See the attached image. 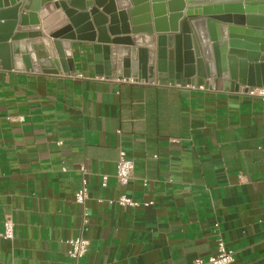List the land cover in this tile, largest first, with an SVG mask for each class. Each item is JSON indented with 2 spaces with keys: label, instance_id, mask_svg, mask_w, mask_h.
Returning a JSON list of instances; mask_svg holds the SVG:
<instances>
[{
  "label": "crops",
  "instance_id": "obj_1",
  "mask_svg": "<svg viewBox=\"0 0 264 264\" xmlns=\"http://www.w3.org/2000/svg\"><path fill=\"white\" fill-rule=\"evenodd\" d=\"M72 46L74 75L0 67V232L15 225L0 264H70L65 242L80 236L91 246L79 264H193L220 239L233 264H264V101L209 80L170 87L154 51L145 79L108 78L92 43ZM122 150L135 163L126 187ZM124 194L140 206L108 204Z\"/></svg>",
  "mask_w": 264,
  "mask_h": 264
},
{
  "label": "water",
  "instance_id": "obj_2",
  "mask_svg": "<svg viewBox=\"0 0 264 264\" xmlns=\"http://www.w3.org/2000/svg\"><path fill=\"white\" fill-rule=\"evenodd\" d=\"M72 42L108 78L145 79L154 51L172 85L264 87V0H0L4 71L74 75Z\"/></svg>",
  "mask_w": 264,
  "mask_h": 264
},
{
  "label": "built area",
  "instance_id": "obj_3",
  "mask_svg": "<svg viewBox=\"0 0 264 264\" xmlns=\"http://www.w3.org/2000/svg\"><path fill=\"white\" fill-rule=\"evenodd\" d=\"M170 87L176 86L169 85ZM178 88H182L185 90H200L207 91L208 89L204 86V84H199L195 86L193 83L189 85H177ZM214 90V89H213ZM237 94L251 98V99H259L264 101V87L262 88H251L244 87L237 91ZM21 121H24L23 118H20ZM60 146L63 142L58 143ZM81 172L83 174L86 173L85 166L81 167ZM135 174V163L133 159L128 155L125 151H120L119 160L117 162V173L116 179L118 184L121 187H126L134 178ZM104 186L106 187L108 184V177L103 178ZM89 200V190L87 186V180L83 177L81 188L77 191L75 195V202L77 204L85 206V214L83 216L82 221V231H87L90 226V214L86 208V204ZM103 203L104 201H100ZM109 205H119L121 207H131L137 208L140 206V203L134 201L129 198L127 195H122L117 200H109L107 201ZM0 239L13 241L15 239V225L12 221L7 220L4 222V230L0 232ZM65 244L69 246L68 257L70 259V264H79L80 260L83 259L89 252L91 241L84 237L80 236L77 239L66 241ZM235 262V253L231 250H228L225 242L220 239L218 240V253L214 256L209 257L208 259H196L193 264H233Z\"/></svg>",
  "mask_w": 264,
  "mask_h": 264
}]
</instances>
